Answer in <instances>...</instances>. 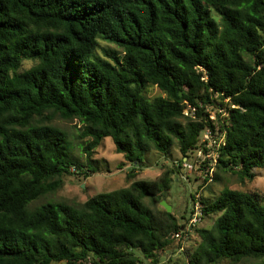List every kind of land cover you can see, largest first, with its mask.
Instances as JSON below:
<instances>
[{
	"label": "trees",
	"instance_id": "16d2710c",
	"mask_svg": "<svg viewBox=\"0 0 264 264\" xmlns=\"http://www.w3.org/2000/svg\"><path fill=\"white\" fill-rule=\"evenodd\" d=\"M100 42L119 52L99 55ZM153 86L164 96L147 97ZM56 119L80 124L87 158L110 138L136 168L175 144L188 157L209 130L223 140L217 171L253 181L264 170V0H0V264H142L136 253L160 264L188 231L144 200L160 204L183 160L153 182L53 201L65 177L96 173L71 157ZM197 199L216 219L167 264H264L253 195Z\"/></svg>",
	"mask_w": 264,
	"mask_h": 264
},
{
	"label": "rangeland",
	"instance_id": "374dc122",
	"mask_svg": "<svg viewBox=\"0 0 264 264\" xmlns=\"http://www.w3.org/2000/svg\"><path fill=\"white\" fill-rule=\"evenodd\" d=\"M112 50L119 52V49L115 46L100 42L97 53L104 57V51ZM146 95L149 98L164 96L155 86L148 87ZM212 117H214V113H212ZM54 124L67 133L71 148V157L84 165H92V167L96 169V173L91 174L87 179L77 174L65 177L61 189L54 195L48 197V199L53 201L81 204L88 198L99 193H106L128 187L133 181L142 180L145 182H153L158 180L168 169L171 170L175 168L181 159L183 160L175 144L172 145L165 154H160L154 150L147 152L142 156V165L136 168L132 164L126 162L123 155L116 152L110 138H105L100 145L92 151L91 158L89 159L82 151L86 141L78 138L80 124L76 120L64 121L61 119H56ZM131 170L135 172L136 176L133 179H128L127 176ZM71 172L74 173V170ZM205 175L206 173L200 163L190 171L181 168L171 175L169 191L163 194L162 201H165L171 207V213L176 217L179 224L183 223L185 226L187 225L194 207V198L197 202L199 196L215 201L224 188L251 194L256 198L258 204L264 208L263 169L255 171L253 181H241L235 174L219 172L216 167H214L213 175L219 179L208 182V185H206L204 189L199 190L198 186L204 181ZM45 202L46 199L38 203ZM144 204L155 214L159 213V215H161L160 212L164 210L160 204L158 206H151L147 200H144ZM182 217L184 219H182ZM215 219L216 216L204 217L196 228L208 229L212 226ZM178 242L181 243L182 248L176 250L173 248L169 252L164 253L160 259V264H167L169 259L173 261H184L189 254L196 250L200 239L193 229L188 230V233L182 236L180 241H175V243ZM181 252H183V254ZM136 255L141 259L142 264H148L138 253H136ZM257 263L258 262L255 260H246L236 264ZM221 264L228 263L223 262Z\"/></svg>",
	"mask_w": 264,
	"mask_h": 264
},
{
	"label": "built area",
	"instance_id": "2783aa9c",
	"mask_svg": "<svg viewBox=\"0 0 264 264\" xmlns=\"http://www.w3.org/2000/svg\"><path fill=\"white\" fill-rule=\"evenodd\" d=\"M214 118V117H212ZM201 146L191 151L188 157L183 159L182 168L184 170L190 171L200 163L201 167L204 169L206 175L209 177L208 181H212L214 167L216 166V160L219 156L218 148L223 145V140L219 136H214L209 130H206L201 135ZM194 207L191 211L190 218L186 225V231L193 230L197 225L203 220L202 206L199 202L195 201ZM183 232H179L174 235L176 241H180Z\"/></svg>",
	"mask_w": 264,
	"mask_h": 264
},
{
	"label": "water",
	"instance_id": "95a60500",
	"mask_svg": "<svg viewBox=\"0 0 264 264\" xmlns=\"http://www.w3.org/2000/svg\"><path fill=\"white\" fill-rule=\"evenodd\" d=\"M160 206L166 211V213H171V207L165 201H161Z\"/></svg>",
	"mask_w": 264,
	"mask_h": 264
}]
</instances>
